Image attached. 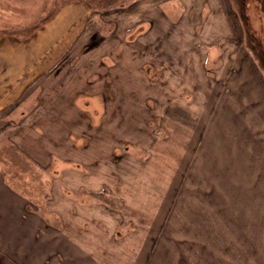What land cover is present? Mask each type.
Instances as JSON below:
<instances>
[{
  "label": "rangeland",
  "instance_id": "rangeland-1",
  "mask_svg": "<svg viewBox=\"0 0 264 264\" xmlns=\"http://www.w3.org/2000/svg\"><path fill=\"white\" fill-rule=\"evenodd\" d=\"M69 1L0 0V36ZM228 1L95 10L96 37L0 112L22 258L264 264V0Z\"/></svg>",
  "mask_w": 264,
  "mask_h": 264
},
{
  "label": "crops",
  "instance_id": "crops-1",
  "mask_svg": "<svg viewBox=\"0 0 264 264\" xmlns=\"http://www.w3.org/2000/svg\"><path fill=\"white\" fill-rule=\"evenodd\" d=\"M226 1L228 5L229 1ZM97 15L100 14L96 13L87 0L69 1L59 6L52 16L28 36H0V112L20 99L28 88L34 87V84L43 78L42 76H49L71 55L79 54L78 50L86 38L89 41L96 37L99 21L103 22L106 13L102 16L103 19L99 16V20ZM94 19H97V28H90ZM106 43L107 38L103 37L98 44L100 47ZM115 70L110 71L112 74L115 72L114 78L117 76ZM128 71L130 78L138 77L136 65L133 70ZM112 83L115 89L129 93L137 92V81L133 83H136L134 89V85L125 86L127 80L122 78L114 79ZM19 199L20 196L7 184L0 171V264H33L26 257L22 258V214L14 209ZM260 227L264 229V224L261 223ZM260 233L264 236V232ZM27 234L25 230L24 236L27 237ZM9 239L14 240V243L8 244Z\"/></svg>",
  "mask_w": 264,
  "mask_h": 264
},
{
  "label": "trees",
  "instance_id": "trees-1",
  "mask_svg": "<svg viewBox=\"0 0 264 264\" xmlns=\"http://www.w3.org/2000/svg\"><path fill=\"white\" fill-rule=\"evenodd\" d=\"M88 1L90 2L92 7L94 8V10H105V9L114 7L121 0H99V1L98 0L97 1L96 0H88ZM30 32H31L30 30L23 31L24 34L22 33V38L28 36L30 34ZM10 34L18 35L17 32H11ZM222 83L223 82H221L220 84H222ZM27 213H28V215L34 214L31 211H28ZM47 227L50 228L49 226H47ZM42 229H39V231H42ZM44 229H46V228H44ZM44 263L49 264L50 262L48 263L45 261Z\"/></svg>",
  "mask_w": 264,
  "mask_h": 264
}]
</instances>
